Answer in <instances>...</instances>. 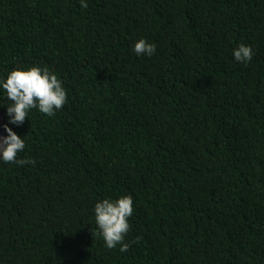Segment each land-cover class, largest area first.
I'll return each instance as SVG.
<instances>
[{"label": "trees", "instance_id": "obj_1", "mask_svg": "<svg viewBox=\"0 0 264 264\" xmlns=\"http://www.w3.org/2000/svg\"><path fill=\"white\" fill-rule=\"evenodd\" d=\"M86 3L0 0V82L47 68L67 93L16 126L0 87L35 161L0 160V264H264V0ZM127 195L122 253L94 206Z\"/></svg>", "mask_w": 264, "mask_h": 264}, {"label": "clouds", "instance_id": "obj_2", "mask_svg": "<svg viewBox=\"0 0 264 264\" xmlns=\"http://www.w3.org/2000/svg\"><path fill=\"white\" fill-rule=\"evenodd\" d=\"M82 9H87L86 0H80ZM136 55L152 56L156 45L144 39L138 40L133 48ZM253 49L241 44L233 51L235 61L247 64L252 61ZM0 87L6 90L8 103L6 114L9 124L21 126L28 117L30 110L38 111L46 116H54L67 102V93L62 81L47 68L31 67L28 70L11 71L6 81L0 82ZM7 136L0 140V159L6 164L15 163L18 166L35 164L30 159H18V153L24 150V140L17 136L11 128L4 126ZM133 214V199L130 195L116 200L104 199L94 206L97 234L103 239L105 246L111 250L119 246L120 252H127L129 244L125 236L129 232V218Z\"/></svg>", "mask_w": 264, "mask_h": 264}, {"label": "water", "instance_id": "obj_3", "mask_svg": "<svg viewBox=\"0 0 264 264\" xmlns=\"http://www.w3.org/2000/svg\"><path fill=\"white\" fill-rule=\"evenodd\" d=\"M5 121L0 111V140L6 137V132L4 131ZM1 160V159H0Z\"/></svg>", "mask_w": 264, "mask_h": 264}]
</instances>
